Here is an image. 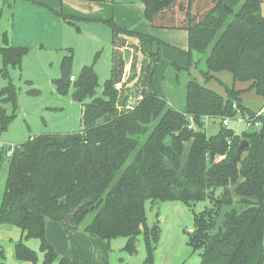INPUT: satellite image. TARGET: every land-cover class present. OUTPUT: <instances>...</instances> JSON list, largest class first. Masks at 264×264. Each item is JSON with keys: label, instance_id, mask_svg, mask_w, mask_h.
<instances>
[{"label": "trees", "instance_id": "obj_1", "mask_svg": "<svg viewBox=\"0 0 264 264\" xmlns=\"http://www.w3.org/2000/svg\"><path fill=\"white\" fill-rule=\"evenodd\" d=\"M137 1L144 4V17L155 27L187 30L188 49L182 52L192 63L195 54L210 51L202 82L189 80L183 110L168 106L156 89H147L153 68L145 61L159 55L167 42L122 27L113 18L105 21L112 30L113 66L102 93H97L94 63L84 65L71 80L72 54L63 58L61 76L54 79L59 93L73 87V99L83 104V129L31 137L16 145L10 157L0 149V170L8 162L0 226H15L26 238L39 239L43 264L56 260L73 264L71 256L60 257L48 240L47 219L63 222L67 232L82 229L107 241L125 237L124 250L129 254L136 253V243L143 237L147 249L143 264H154L160 234L147 223V201L210 200V207L195 212L191 236L200 264H264V117L245 104V90L235 87V82H250L249 89L264 98L262 0H212L201 19L192 12L194 0H189L181 7L186 17L175 24L164 20L178 0ZM1 16L2 11L0 20ZM129 37L138 42L131 43ZM2 41L0 74L8 78L9 68H20L29 48L10 45L7 33ZM127 48L144 58L140 70L136 64L133 84L126 79ZM133 67L134 61L130 70ZM223 71L231 73L232 86L216 76ZM214 79L225 93L209 86ZM4 103L14 111L9 113ZM17 106V89L9 82L0 89V135L16 117ZM245 114H259L261 128L237 133L221 122L215 134L204 129L206 117ZM243 141L248 144L237 151ZM186 142L190 148L183 163ZM15 256L30 264L39 260L38 252L23 240L15 243ZM4 259L0 244V264Z\"/></svg>", "mask_w": 264, "mask_h": 264}, {"label": "rangeland", "instance_id": "obj_2", "mask_svg": "<svg viewBox=\"0 0 264 264\" xmlns=\"http://www.w3.org/2000/svg\"><path fill=\"white\" fill-rule=\"evenodd\" d=\"M189 0H178L174 5V12L166 13V24L179 23L186 17V11L181 10L182 6H187ZM213 6L212 0H194L192 12L201 19ZM1 8V6H0ZM6 9V8H5ZM63 31L65 43H61L54 50L51 48L49 40L46 41L44 48H39L36 41L32 38L33 33H47L58 31L53 25L37 26V22H27L25 25H17L14 29V40L19 41L20 45L29 48L28 54L24 57L21 67H10L9 77L0 74V89L12 82L17 89V103L15 109L16 117L8 126V129L1 133L0 142L5 148L20 145L31 137L48 133H66L78 132L84 127L82 122L83 104L73 99V87L65 94L59 93L56 89L54 79L61 76V61L65 55H73L72 72L79 74L81 68L88 64H95L98 73L99 85L97 93L100 95L105 81L110 78L113 66V44L112 30L104 22L90 20L89 18L80 19L74 16H66ZM0 42L3 43L1 32L11 30V17L9 11L4 10L2 20H0ZM158 36L170 43L160 47L159 55L148 57L145 61L150 62L153 72L147 83V89H156L166 100L168 106L177 110H183L186 105V89L189 80L196 78L203 80L201 71L206 70V56L210 52L207 50L203 54H195L192 63L187 55L182 51L187 50L184 47L186 38L183 33L175 31L181 29L157 27ZM166 29H169L167 31ZM166 30V31H165ZM6 31V32H7ZM8 31V32H9ZM7 32V33H8ZM10 33V32H9ZM41 34V33H39ZM171 35V37H169ZM169 37V38H168ZM21 38V39H19ZM131 43H137L136 38L129 37ZM188 40V39H187ZM135 41V42H134ZM166 42V41H165ZM15 46H18L16 44ZM133 48H127L124 51V58L127 62L126 79L130 83H135L132 76L137 79L136 64L140 70L143 63V56H135ZM135 56V57H134ZM147 57V56H146ZM134 58V60H133ZM134 61L135 68L130 70V65ZM197 61V63H196ZM2 67V58L0 56V68ZM152 71V69H151ZM219 78L229 86L233 85L231 73L223 71L219 73ZM212 88L220 93H225V87L218 81L211 84ZM262 102L253 101L251 106H262ZM9 113L14 111L10 103H4ZM207 120L206 130L210 134L218 131L222 119L216 118L214 126ZM214 121V120H213ZM228 126L237 133L246 130V124L242 120L230 119ZM153 127V126H152ZM141 137V143L146 139ZM190 143H185V151L181 156L185 163L189 152ZM8 162L5 161L0 170V193L5 187L7 178ZM210 200L198 201L186 204L181 200L170 201H151L148 200L147 223L150 227L156 226L159 229V240L156 243L155 259L157 264H200L199 250H195L191 244L192 232L195 229V212L210 207ZM93 217L89 215L88 221ZM23 242L37 250L40 241L37 238H28ZM127 239L118 237L110 241L111 249L110 259L112 264H120V259H125L123 264H143L147 256V249L143 237H139L136 243L137 251L135 254H129L124 250ZM0 244L5 247V259H14L16 263L19 260L15 256L14 243L5 240L2 232ZM40 256L43 255L37 250ZM128 259V260H127ZM23 262V261H20Z\"/></svg>", "mask_w": 264, "mask_h": 264}, {"label": "crops", "instance_id": "obj_3", "mask_svg": "<svg viewBox=\"0 0 264 264\" xmlns=\"http://www.w3.org/2000/svg\"><path fill=\"white\" fill-rule=\"evenodd\" d=\"M0 6V11H2L1 20L4 15V10L6 9L9 11V15L12 20L11 30H8L10 33L6 30L8 33L6 31L1 32V36H3L4 33H7L8 43L13 46H15L16 44H18V46L23 45L19 44V41L21 40H14L15 37L14 34H11V31L13 33L14 29L17 28V25H20V27H22V25H25L27 22L34 23L36 21V27H43V25H53L54 27L58 28V31L56 32H39L41 34L33 33L31 36L32 38H34V40L36 41V45L39 48H44L47 43L46 41L49 40L51 48L56 50L61 43H65L64 36L59 31V29L62 31L64 29L65 21H63V19H66L64 18L65 15L74 16L80 19L89 18L90 20L100 21L104 23L105 21L113 18L115 22L122 27L133 29L160 38L158 36V32H156V30H159V28L156 29L157 27H155L150 21L145 19L144 4L137 0L129 3H113L110 0L97 2H90L86 0H0ZM262 13L264 14V0H262ZM166 30L169 31V29ZM175 31L184 34L186 38L184 47L186 48L187 46L188 48L187 30L181 29ZM169 37H171V35H169ZM131 40L129 39V41ZM136 40L138 42L137 38ZM164 41L170 43L168 40ZM73 75L76 74L73 73ZM216 76L219 77V74H216ZM213 82L216 83L217 80L214 79L209 83V86H211ZM235 87L237 89L245 90V92L242 94V98L245 101V104L253 111H256L264 117V98L258 95L255 90L249 89L250 82H235ZM253 101L262 102L263 105L253 107L251 106V103ZM207 120H212L209 121V123L215 122L214 118L206 117L204 124L205 130ZM210 126H214V123H212V125L210 124ZM4 189H1L0 193V206ZM2 232L5 235V240L9 241L12 244L14 243V247L17 241L25 239V233L20 228L15 226L3 224L0 226V237ZM46 235L48 240L54 246L57 254L60 257L71 256L73 264H112V259H110L111 257L109 253V251L112 250L110 241L102 239L95 234L88 233L82 229H72L67 232L63 222L47 219ZM26 240L29 239L26 238ZM27 245L30 246L29 243ZM3 248L5 251L4 246ZM37 250L40 251V245H38ZM41 253H43L42 256H40L38 252L39 260L36 264H43L44 252ZM20 261L21 260H19V263H16L14 259H10V261L8 259H4V264H30L26 261ZM120 261V264H123L126 260L120 259ZM156 261L157 260L155 259L154 264H157ZM52 264H59V262L56 260Z\"/></svg>", "mask_w": 264, "mask_h": 264}, {"label": "built area", "instance_id": "obj_4", "mask_svg": "<svg viewBox=\"0 0 264 264\" xmlns=\"http://www.w3.org/2000/svg\"><path fill=\"white\" fill-rule=\"evenodd\" d=\"M71 80H75V75L71 76ZM258 115L259 114L255 115L254 117H251L250 114H245V115H239L235 118H225V119H222V123L223 125L228 126V121L230 119H238V120H242L243 122H245L246 130H251V131L259 130L262 126V121L259 119ZM2 148L6 150V155L8 157L12 156L15 150V146L12 145L9 148H5L3 144L0 142V149Z\"/></svg>", "mask_w": 264, "mask_h": 264}, {"label": "water", "instance_id": "obj_5", "mask_svg": "<svg viewBox=\"0 0 264 264\" xmlns=\"http://www.w3.org/2000/svg\"><path fill=\"white\" fill-rule=\"evenodd\" d=\"M247 144H248V143H247L246 141H243V142L239 145L237 151L242 150ZM22 149H23V148H22ZM82 205H83V204L77 206L76 209H75V212H77V211L82 207ZM68 219L71 220V219H72V215H68ZM137 246H138V244H137Z\"/></svg>", "mask_w": 264, "mask_h": 264}]
</instances>
